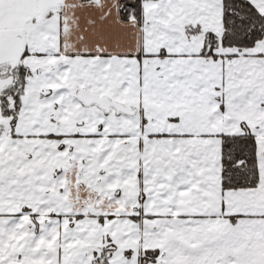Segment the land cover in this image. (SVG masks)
Masks as SVG:
<instances>
[{
  "label": "snow or ice",
  "instance_id": "1",
  "mask_svg": "<svg viewBox=\"0 0 264 264\" xmlns=\"http://www.w3.org/2000/svg\"><path fill=\"white\" fill-rule=\"evenodd\" d=\"M0 264H264V0H0Z\"/></svg>",
  "mask_w": 264,
  "mask_h": 264
}]
</instances>
